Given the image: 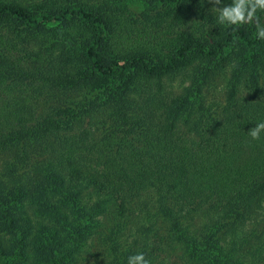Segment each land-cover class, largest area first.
Masks as SVG:
<instances>
[{
	"label": "trees",
	"instance_id": "trees-1",
	"mask_svg": "<svg viewBox=\"0 0 264 264\" xmlns=\"http://www.w3.org/2000/svg\"><path fill=\"white\" fill-rule=\"evenodd\" d=\"M48 1L0 0V153L13 156L7 176L30 168L35 155L41 164L28 191L17 180L9 198L0 178V230L13 240L8 250L0 245L2 264L73 263L108 204L118 220L102 242L106 264L137 253L151 264H264V233L253 236L244 219L264 207V132L248 134L264 122V40L255 27L218 25L209 0ZM45 40L63 44L58 55L43 59L29 48ZM227 67L239 92L221 114L198 119L192 135L180 119L188 97L165 78L191 68L204 81ZM76 92L83 107L59 106L60 95ZM94 111L110 125L99 134L80 123ZM82 198L95 202L79 206ZM138 200L152 201L166 231L140 252L136 240L122 251L121 220ZM25 204L39 211L27 243ZM190 215L202 219L206 239L189 232Z\"/></svg>",
	"mask_w": 264,
	"mask_h": 264
},
{
	"label": "rangeland",
	"instance_id": "rangeland-1",
	"mask_svg": "<svg viewBox=\"0 0 264 264\" xmlns=\"http://www.w3.org/2000/svg\"><path fill=\"white\" fill-rule=\"evenodd\" d=\"M6 2H16L26 7H35L41 4H46L48 0H5ZM56 1V0H54ZM84 2H92L93 0H83ZM223 3V0H222ZM222 3L220 5H213L211 7H222ZM130 8L133 12H140L142 10L141 3H134L130 5ZM53 41H39L30 43L29 48H33L36 52H39L43 59H49L51 56L58 55L59 50L63 47L61 43H52ZM225 72H217L211 78H205L204 81L198 80V76L196 75L197 69H182L172 74H169L166 78V84L168 90L172 91L177 96H187L188 104L185 109L180 114V119L182 124L185 127L191 128L190 133L192 135H198V127H201V124L198 119L202 116L206 115L208 117H215L223 112L224 107L227 105L230 96L234 93H238L240 90L239 84L236 82V79L233 78L234 68H225L223 69ZM197 76V79L195 78ZM59 106L65 107L69 106L71 108L75 107H83V103L85 102V98L81 96V93H72L70 96L60 95L59 98ZM198 104H201V108ZM101 117V114L98 111H94L89 116H85L81 124H89L96 134L100 132H104L109 128V122ZM198 123V126H197ZM12 155L9 151L0 153V178L4 182L3 190L6 198H9V191L14 187V184L17 180L22 182L21 189L23 191H28V178L32 175V172L38 166H41L39 162V158L37 159L36 155L32 158L34 162L30 168H19L16 166L13 175L7 176L6 173L8 170H11L13 164ZM34 168V169H33ZM12 172V171H11ZM88 195V192H84ZM85 196H83L84 198ZM82 202H79V206H87L91 205L95 202V199L87 204V199H83ZM146 199V198H144ZM143 199V201H144ZM5 200V199H4ZM9 202V201H7ZM86 205H85V204ZM151 204L152 201L147 200V204L140 202V200L136 201L131 208L130 214L124 218L122 221L123 226V235L122 240L120 242V250H128L133 246L129 243L132 240H136V244L139 245V252L142 248L151 246L152 239L154 238V234L162 233L166 231L165 228L162 227L161 220L159 216H154L156 211H153L154 207L148 204ZM147 206V207H146ZM146 207V208H145ZM38 209V208H37ZM88 211V209H83ZM99 210V209H98ZM53 212H57L55 207L51 209ZM258 211V210H257ZM256 211V212H257ZM20 217L25 220L26 218L29 220L27 223V238L24 239V242H29L33 236L34 231L38 228L35 224V220L39 218L38 212L35 208H28L27 204L24 207L19 209ZM24 214H23V213ZM36 212V213H35ZM46 212V210L41 211ZM255 210L250 214H253V217H249V215L245 216L244 219H247L246 223H252L253 226L248 228V231H252V234L258 235L260 233H264V207L262 211V216L260 211L257 213ZM63 213V211H62ZM154 213V214H153ZM5 213H2L4 215ZM97 222L94 224V236L87 240L86 246L78 251L75 256V261L71 264H106L103 262L105 259H110L105 243L102 244L103 241H106L105 238L109 236V234L113 231L112 228H115V224L117 222V218L114 216V207L111 204L106 205V207L101 209V212L96 216ZM202 219L197 215H190L187 218L186 227L188 228L191 234L197 233L198 240H203L205 235L208 232L207 228H203ZM39 222V221H38ZM24 222H21L23 225ZM149 225V227L147 226ZM247 225V224H246ZM200 231V232H198ZM58 232V231H57ZM201 232H205L201 234ZM224 231H220L218 234L215 231V234L211 237L215 238L219 234ZM251 233V232H250ZM59 240L62 239V230L58 232ZM143 238V239H142ZM206 239V237H205ZM13 240H10L6 231L0 230V245L5 247L8 250L10 244ZM109 247V244H108ZM149 248H146L148 250ZM32 242L29 243L25 252L27 255L34 253L33 252ZM179 253L174 257V260L179 258ZM32 257V256H31ZM1 258V257H0ZM8 262L7 260L1 258L0 264ZM12 264V263H9Z\"/></svg>",
	"mask_w": 264,
	"mask_h": 264
},
{
	"label": "clouds",
	"instance_id": "clouds-1",
	"mask_svg": "<svg viewBox=\"0 0 264 264\" xmlns=\"http://www.w3.org/2000/svg\"><path fill=\"white\" fill-rule=\"evenodd\" d=\"M213 5H220L222 0H209ZM218 12L217 24L239 28L243 25H253L256 29L255 37L264 40V24L260 21L258 13L264 12V0H232L230 5L213 7ZM264 132V122L257 123L250 131L253 140H259ZM127 264H151L143 253L128 257Z\"/></svg>",
	"mask_w": 264,
	"mask_h": 264
}]
</instances>
